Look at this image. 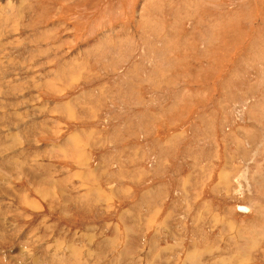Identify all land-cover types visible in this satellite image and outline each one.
Here are the masks:
<instances>
[{
    "label": "rangeland",
    "instance_id": "rangeland-1",
    "mask_svg": "<svg viewBox=\"0 0 264 264\" xmlns=\"http://www.w3.org/2000/svg\"><path fill=\"white\" fill-rule=\"evenodd\" d=\"M263 233L264 0H0V264H264Z\"/></svg>",
    "mask_w": 264,
    "mask_h": 264
},
{
    "label": "crops",
    "instance_id": "crops-1",
    "mask_svg": "<svg viewBox=\"0 0 264 264\" xmlns=\"http://www.w3.org/2000/svg\"><path fill=\"white\" fill-rule=\"evenodd\" d=\"M262 241H263V243H264V233H263V237H262ZM260 243H261V241H260ZM246 253H247V251H246ZM248 260H249V256L248 255H245V257H241L240 259H239V263L240 264H246L247 262H248ZM201 261H199V263H200ZM198 263V264H199Z\"/></svg>",
    "mask_w": 264,
    "mask_h": 264
},
{
    "label": "water",
    "instance_id": "water-1",
    "mask_svg": "<svg viewBox=\"0 0 264 264\" xmlns=\"http://www.w3.org/2000/svg\"><path fill=\"white\" fill-rule=\"evenodd\" d=\"M236 208L238 211H245V207L243 206H237Z\"/></svg>",
    "mask_w": 264,
    "mask_h": 264
},
{
    "label": "bare ground",
    "instance_id": "bare-ground-1",
    "mask_svg": "<svg viewBox=\"0 0 264 264\" xmlns=\"http://www.w3.org/2000/svg\"><path fill=\"white\" fill-rule=\"evenodd\" d=\"M17 254V253H16ZM15 255V254H14ZM9 258V257H8ZM6 262V261H5ZM15 263V262H14Z\"/></svg>",
    "mask_w": 264,
    "mask_h": 264
}]
</instances>
